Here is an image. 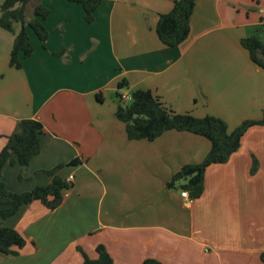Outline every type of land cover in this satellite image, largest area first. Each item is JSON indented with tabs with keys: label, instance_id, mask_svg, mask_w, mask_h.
Segmentation results:
<instances>
[{
	"label": "crops",
	"instance_id": "obj_1",
	"mask_svg": "<svg viewBox=\"0 0 264 264\" xmlns=\"http://www.w3.org/2000/svg\"><path fill=\"white\" fill-rule=\"evenodd\" d=\"M175 1L102 0L88 24L80 5L41 0L50 11L45 48L26 28L33 52L14 69L13 40L0 47V150L20 120L43 127L39 154L24 168L6 165L2 182L27 192L48 184L41 172L58 165L61 178L72 177L58 209L32 202L0 218L26 240L17 255L0 253V264H83L82 253L94 260L98 246L113 264H259L264 125L249 128L225 164L206 169L202 195L186 205L182 183L167 184L183 166L202 162L210 142L174 130L129 141L115 117L113 96L125 80L122 93L150 91L171 111L214 116L229 131L260 118L264 69L240 40L254 35L264 43V0H195L187 39L168 48L155 26Z\"/></svg>",
	"mask_w": 264,
	"mask_h": 264
},
{
	"label": "trees",
	"instance_id": "obj_2",
	"mask_svg": "<svg viewBox=\"0 0 264 264\" xmlns=\"http://www.w3.org/2000/svg\"><path fill=\"white\" fill-rule=\"evenodd\" d=\"M32 0H3L0 5V28L13 35V42L9 54V65L14 69L21 68V58L28 57L33 52L26 28H29L41 46L45 48L48 31L44 21L50 11L39 0L34 5L32 17L26 20V10ZM78 4L84 12V20L88 24L94 22V13L102 0H66ZM195 6V0H176L170 12L158 16L155 34L160 43L168 48H176L184 42L190 32V17ZM14 24H19L15 31ZM241 47L248 53L250 61L258 68L264 69V43L257 36H250L240 40ZM63 50L54 53L61 56ZM127 88L125 80L117 85L115 94L118 106L115 117L125 126L126 137L129 141H154L167 131L188 132L207 139L210 150L198 164H188L175 173L167 187L174 183H182L180 189L187 191L189 197L198 199L204 190V174L210 165L225 164L230 156L240 147L241 139L246 131L254 126L264 125V110L259 119L241 122L229 131L226 123L214 116L207 115L196 118L189 113L178 114L159 101L150 91L134 90L129 93L130 99H121L122 90ZM128 93V92H127ZM99 101V94L96 95ZM42 124L32 119H22L17 125L16 133L7 137L5 146L0 150V218L5 220L16 214L22 205L39 202L47 210L54 211L63 203L64 192L72 186L58 175L63 165L47 171H42L49 177V183L37 186L30 191L13 193L6 189L2 182V170L6 165L28 166L31 159L40 152V135ZM73 160L69 164H77ZM259 163L252 157L250 174L255 175ZM26 245V240L14 229L0 226V253L3 255H17V251ZM81 252V251H80ZM82 253V252H81ZM97 258L92 260L82 253L83 264H113L112 259L103 246L96 248ZM142 264H162L155 259H147ZM259 264H264V253L259 255Z\"/></svg>",
	"mask_w": 264,
	"mask_h": 264
},
{
	"label": "rangeland",
	"instance_id": "obj_3",
	"mask_svg": "<svg viewBox=\"0 0 264 264\" xmlns=\"http://www.w3.org/2000/svg\"><path fill=\"white\" fill-rule=\"evenodd\" d=\"M2 1L3 0H0V5H1ZM39 1H41V0H39ZM36 3H37V1L32 0L28 4L27 10H26V20H29L32 17V10H33V7H34V5ZM19 27H20L19 24H14L15 31H18ZM27 32L29 34H31L32 36L34 35L33 32L29 28L27 29ZM12 40H13V35L11 33H8V32H6V31H4V30H2L0 28V47L2 49H4L6 47V45H7V48H8V46H10V43H11ZM114 99L116 100V98L113 96V100Z\"/></svg>",
	"mask_w": 264,
	"mask_h": 264
},
{
	"label": "built area",
	"instance_id": "obj_4",
	"mask_svg": "<svg viewBox=\"0 0 264 264\" xmlns=\"http://www.w3.org/2000/svg\"><path fill=\"white\" fill-rule=\"evenodd\" d=\"M121 99L123 101H128L130 99V95L129 93H123L121 96ZM72 177H69L66 181L67 182H71ZM180 196L181 198H183V200L185 201L186 205L190 204L192 202V199L189 197V194L187 191H182L180 192Z\"/></svg>",
	"mask_w": 264,
	"mask_h": 264
},
{
	"label": "water",
	"instance_id": "obj_5",
	"mask_svg": "<svg viewBox=\"0 0 264 264\" xmlns=\"http://www.w3.org/2000/svg\"><path fill=\"white\" fill-rule=\"evenodd\" d=\"M178 192L180 193V190Z\"/></svg>",
	"mask_w": 264,
	"mask_h": 264
}]
</instances>
